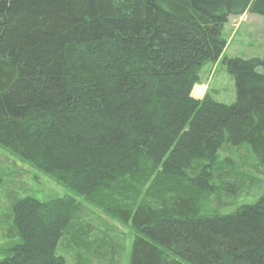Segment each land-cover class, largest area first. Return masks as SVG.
Here are the masks:
<instances>
[{
	"label": "trees",
	"instance_id": "16d2710c",
	"mask_svg": "<svg viewBox=\"0 0 264 264\" xmlns=\"http://www.w3.org/2000/svg\"><path fill=\"white\" fill-rule=\"evenodd\" d=\"M250 5L264 17V0H0V147L70 191L11 193L0 264L118 261L79 197L131 224L128 264H264V194L225 215L197 199L226 144L264 166L263 61L224 57L232 103L192 96Z\"/></svg>",
	"mask_w": 264,
	"mask_h": 264
},
{
	"label": "rangeland",
	"instance_id": "374dc122",
	"mask_svg": "<svg viewBox=\"0 0 264 264\" xmlns=\"http://www.w3.org/2000/svg\"><path fill=\"white\" fill-rule=\"evenodd\" d=\"M251 7L252 5L243 13L232 16L224 25L222 32L226 41L224 52L218 60L208 61L201 68L199 74L201 81L192 90L194 98L202 100L211 94L215 100L222 103L229 104L235 101L234 77L223 63L224 57L258 58L264 63V17L253 13ZM259 70L264 73V65ZM214 167L215 174L222 173L227 176H224L223 181L213 178L210 183H213L214 187L209 183L207 188L199 192L197 199L201 214L225 215L234 212L243 204L255 203L264 194V166L257 162L246 145L222 146L216 156ZM152 179L146 184L143 192L151 184ZM11 193H17L19 196L34 195L44 200L54 195L69 194L70 191L0 147V215L10 204ZM79 199L84 205L80 219L91 226L87 242L97 243V240L107 237L113 241H123L126 250L118 261L108 255L104 256L102 261H96L95 257H90L91 255L87 256L93 261L92 264H128L135 235L131 224L119 221L82 197ZM10 243L12 242L6 237L4 225H0V260L7 254ZM64 245L65 242L60 249L62 253H66ZM93 247L96 249L98 244H93ZM67 249L68 263L75 264L76 250H71L70 247ZM87 257L84 255L82 261H87L89 259Z\"/></svg>",
	"mask_w": 264,
	"mask_h": 264
}]
</instances>
